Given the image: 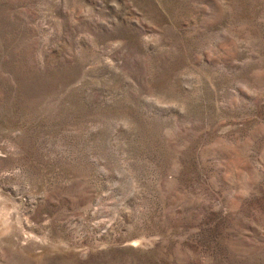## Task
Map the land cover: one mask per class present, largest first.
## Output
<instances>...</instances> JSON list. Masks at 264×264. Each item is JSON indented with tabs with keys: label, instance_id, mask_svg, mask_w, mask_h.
Returning <instances> with one entry per match:
<instances>
[{
	"label": "rangeland",
	"instance_id": "1",
	"mask_svg": "<svg viewBox=\"0 0 264 264\" xmlns=\"http://www.w3.org/2000/svg\"><path fill=\"white\" fill-rule=\"evenodd\" d=\"M0 264H264V0H0Z\"/></svg>",
	"mask_w": 264,
	"mask_h": 264
}]
</instances>
